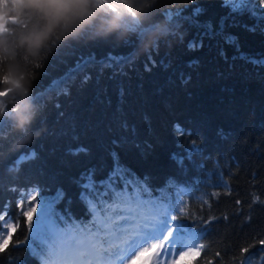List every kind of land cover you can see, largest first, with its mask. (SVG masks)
Listing matches in <instances>:
<instances>
[{
  "label": "trees",
  "instance_id": "obj_1",
  "mask_svg": "<svg viewBox=\"0 0 264 264\" xmlns=\"http://www.w3.org/2000/svg\"><path fill=\"white\" fill-rule=\"evenodd\" d=\"M62 3L64 13L79 16L82 23L50 41L31 63L35 79L27 107L22 110L15 94L0 99V116L27 133L14 139L3 132L0 160L12 159L14 150L26 144L37 153L19 171L8 172L0 163V206L17 203L33 187L50 199L62 190L65 197L57 209L87 223L91 216L78 199L81 175L92 170L100 180L118 165L141 180L147 177L153 197L165 190L187 202L193 215H226L227 221L214 222L198 241L207 254L184 264H205L217 251L221 264H233L240 247L264 238V204L253 203L257 196L264 200V14L251 6L245 12L238 0ZM164 10L180 15L169 19ZM189 43L202 47L189 49ZM106 55L132 59L111 65ZM80 56L94 62L66 81L69 94H60L64 84L49 90ZM37 63L43 67L35 68ZM85 72L91 78L82 83ZM20 114L28 122L21 124ZM176 124L192 135L181 137L174 132ZM192 141L199 151L190 153ZM78 145L86 146L87 154L69 153ZM174 153H190L183 168L172 159ZM236 199L242 204L237 206ZM25 234L21 229L14 239ZM12 254L28 259L23 249ZM261 255L254 249L248 259L262 264ZM55 258L65 256L58 250L46 257L49 264Z\"/></svg>",
  "mask_w": 264,
  "mask_h": 264
},
{
  "label": "snow or ice",
  "instance_id": "obj_2",
  "mask_svg": "<svg viewBox=\"0 0 264 264\" xmlns=\"http://www.w3.org/2000/svg\"><path fill=\"white\" fill-rule=\"evenodd\" d=\"M238 3L245 12L251 6L253 10L264 14V0H238ZM163 14L169 19H172L174 14L180 15L178 11L173 13L168 10H164ZM198 46L202 47V44H188L189 49ZM151 55L152 52L148 54ZM131 59L129 55L120 61L112 59L109 55L105 57V61H109L111 65L125 64ZM92 62L94 60L85 59L84 56L78 57L68 72L51 81L49 90L64 84L59 92L69 94L66 81L72 79L75 73L86 69ZM42 67L40 63L35 64L37 69ZM90 78L85 72L82 83H87ZM7 94L8 90L0 92V96ZM123 95V90H120L121 99ZM35 98L38 100L37 96ZM55 106L60 107L59 104ZM5 131L14 139H20L27 134L26 131H16L9 121L0 116V141L7 138L2 135ZM174 132H178L181 137L192 135L179 124L174 125ZM26 145L27 147L15 149L12 159L0 160L5 170L19 171L22 162L34 161L37 158L35 151L28 150L30 144ZM189 147L190 153L199 151L195 141H192ZM87 152V147L82 145L69 149L72 155ZM190 153L187 156L174 153L172 159L183 168L184 160L190 157ZM113 155L115 156V153ZM147 180V177L141 180L118 165L100 180L95 178L94 171L86 170L80 177L78 199L86 205V210L91 216L87 223H78L70 211L57 209L55 205L65 197L62 190H58L51 199L38 187L26 191L17 203H5L0 206V232L4 233L3 237H0V264H29L30 261L31 264H49L46 257L58 250L63 252L67 264H132L133 260H141L149 251L152 252L149 257L150 264H181L185 257L206 255L207 246L198 241L212 230L214 222L220 219L227 221L228 217L193 215L187 202L165 190H161L159 196L153 197ZM168 184L172 186L174 182L169 180ZM10 190L19 191L15 187ZM228 195H231V192ZM145 196L147 199L143 198ZM256 202L264 204V200H260L259 196L253 200V203ZM235 204L239 206L242 201L236 199ZM247 219L251 221L252 217ZM21 229L26 233L24 238L14 239V233ZM22 249L28 259L12 254ZM254 249L262 254L260 260L264 264V238L254 244L240 247L238 255L233 257V264H251L248 257ZM222 259L221 252L217 251L214 259L207 260L205 264H221Z\"/></svg>",
  "mask_w": 264,
  "mask_h": 264
},
{
  "label": "clouds",
  "instance_id": "obj_3",
  "mask_svg": "<svg viewBox=\"0 0 264 264\" xmlns=\"http://www.w3.org/2000/svg\"><path fill=\"white\" fill-rule=\"evenodd\" d=\"M64 7L62 0H0V92L18 94L25 107L35 79L31 63L42 57L50 41L68 36L82 23L79 16L65 14ZM28 119L19 115L21 124Z\"/></svg>",
  "mask_w": 264,
  "mask_h": 264
},
{
  "label": "rangeland",
  "instance_id": "obj_4",
  "mask_svg": "<svg viewBox=\"0 0 264 264\" xmlns=\"http://www.w3.org/2000/svg\"><path fill=\"white\" fill-rule=\"evenodd\" d=\"M13 94L18 95V94H16V93H13ZM4 97H9V95L4 96ZM35 100H36L35 98H33V99H29L28 102H29V103H33ZM23 107H25V106H24V105L22 106V110H23ZM151 256H152V252H151V251L146 252V253L144 254V256L141 258V261H142L141 264H150V262H149V257H151ZM189 258H190V257H185L184 261L188 260ZM182 262H183V261H182ZM182 262H181V264H182Z\"/></svg>",
  "mask_w": 264,
  "mask_h": 264
}]
</instances>
